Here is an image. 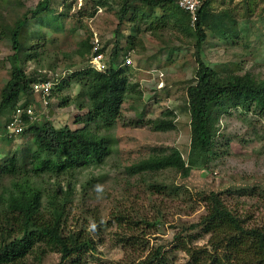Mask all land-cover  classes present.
Returning <instances> with one entry per match:
<instances>
[{
  "label": "rangeland",
  "instance_id": "1",
  "mask_svg": "<svg viewBox=\"0 0 264 264\" xmlns=\"http://www.w3.org/2000/svg\"><path fill=\"white\" fill-rule=\"evenodd\" d=\"M40 1L0 0V103L12 79L15 53L10 39L2 33L3 24H13L22 12L34 9ZM122 3L53 0L57 18L51 20L47 14L32 19L23 29L20 67L29 79L45 75L53 80L47 106L35 91L32 98L23 97L17 104L34 109L40 122L57 129L66 125L83 127L77 124L85 114L78 110L77 101L84 84L72 75L90 68L93 55L79 53L82 41L92 45V53L103 48V59H108L115 42L121 39L120 66L128 67L129 79L137 85L127 95L121 117L106 132L112 151L100 167L61 174L48 172L35 181L59 203L68 201L67 231L84 228L95 241V250L84 264H140L159 247L168 257L167 264H187L189 256L177 249L175 235L206 214V204L199 194L220 193L248 226L264 225V117L239 109L224 113L216 128L218 156L208 171L193 170L188 178L174 170L158 176L129 175L128 166L161 150L177 148L188 159L191 116L187 89L195 84L196 38L171 18L176 7L159 9L164 16L161 20L146 22L139 11L131 22L120 25ZM213 11L226 12V20L236 21L238 28L229 40L207 30L208 39L201 53L205 63L219 75L249 73L264 78V0H215ZM133 27L138 29L137 34H133ZM64 80L67 83L61 84ZM167 110L173 111L176 128L154 130L151 122ZM10 112L8 108L0 115V155L10 153L21 161L35 146L32 137L8 135ZM10 178L3 177L2 185H8ZM151 183L163 184L166 190L155 192ZM69 186L74 188L70 196ZM2 189L0 186V193ZM208 241L209 236L202 234L194 245L201 247ZM60 258L59 253H47L40 263L31 256L25 264H59Z\"/></svg>",
  "mask_w": 264,
  "mask_h": 264
},
{
  "label": "trees",
  "instance_id": "2",
  "mask_svg": "<svg viewBox=\"0 0 264 264\" xmlns=\"http://www.w3.org/2000/svg\"><path fill=\"white\" fill-rule=\"evenodd\" d=\"M52 2L42 0L34 9L22 12L13 24H3L5 29L2 33L10 39L15 52L12 79L7 83L0 103V115L5 109L11 110L7 124L19 100L32 98L35 94L34 82L53 81L52 77L45 75L37 80L29 79L19 60L24 46L21 41L24 27L32 19L47 14H50L51 20L58 17L54 14ZM214 2L205 1L199 10L198 20L192 24L190 15L178 8L177 0H123L118 12L120 25L131 22L139 11L146 22H152L153 18L161 20L164 16L158 13L159 9L176 7L177 11L171 13V18L179 28L195 35L197 63L195 84L187 89L191 116L188 159H184L177 148L161 150L128 166L129 175L158 176L165 170H174L181 177L188 178L193 170L208 171L209 165L218 156L216 128L224 113L239 109L264 117V78H256L249 73L219 75L201 57L208 39L207 30L219 34L223 40H229L237 33V22L226 20V12L215 13ZM137 32L138 29L133 27V34ZM80 47L82 56L104 52L103 48H97L92 53V45L87 41H82ZM122 50L121 39H117L111 56L103 59V71L90 67L72 75L84 84L77 101L78 110L85 113L77 119V124L83 127L66 125L57 129L48 122H31L24 114L26 128L18 136L32 137L35 150L30 149L21 161L10 153L0 155V186L3 187L0 193V264H25L31 256L40 263L47 253L54 252L60 254L59 264H84L87 255L95 250V241L84 228L67 231L68 201L59 203L45 194L35 180L48 172L61 174L97 168L110 155L112 149L106 132L121 117L127 95L137 87L129 79L128 67L120 66ZM151 124L156 131L174 130L173 111H165ZM226 144L230 142L226 140ZM5 176L11 178L10 183L4 186L1 179ZM150 188L158 193L166 190V186L157 183H151ZM73 191L74 188L69 186L67 195H72ZM198 196L206 204V214L175 235L177 249L189 256L187 264H264V225L248 226L246 219L230 209L220 193ZM69 198L66 197V200ZM202 234L209 236L208 243L195 246L194 240ZM167 263L168 257L159 247L140 264Z\"/></svg>",
  "mask_w": 264,
  "mask_h": 264
},
{
  "label": "built area",
  "instance_id": "3",
  "mask_svg": "<svg viewBox=\"0 0 264 264\" xmlns=\"http://www.w3.org/2000/svg\"><path fill=\"white\" fill-rule=\"evenodd\" d=\"M205 1L207 0H177V6L180 10L190 15L192 24H194L198 20L199 10ZM91 62L92 68H95L98 71H103L101 69L105 66L103 64L102 54L93 56ZM127 62H130L129 59L127 60ZM52 86L53 85L50 81L37 82L33 84L34 91L39 92L42 98L45 100V106L49 104V97L52 94ZM24 114L28 116L31 122L39 120L37 118L36 112L31 107L25 108L17 106L15 111L13 112L10 122L7 125V133L10 137L18 136L25 130L26 124L23 120Z\"/></svg>",
  "mask_w": 264,
  "mask_h": 264
}]
</instances>
